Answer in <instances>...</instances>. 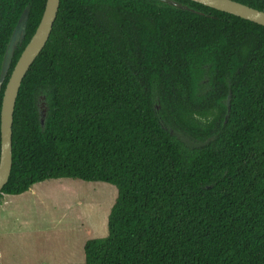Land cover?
<instances>
[{"label":"trees","instance_id":"obj_1","mask_svg":"<svg viewBox=\"0 0 264 264\" xmlns=\"http://www.w3.org/2000/svg\"><path fill=\"white\" fill-rule=\"evenodd\" d=\"M176 1L195 12L61 0L20 87L0 201L47 180L115 186L85 264H264V26ZM46 2L0 0V69L30 7L0 91V156L4 91Z\"/></svg>","mask_w":264,"mask_h":264},{"label":"rangeland","instance_id":"obj_2","mask_svg":"<svg viewBox=\"0 0 264 264\" xmlns=\"http://www.w3.org/2000/svg\"><path fill=\"white\" fill-rule=\"evenodd\" d=\"M117 195L110 184L59 179L40 182L22 195L4 196L0 264H85V242L108 235Z\"/></svg>","mask_w":264,"mask_h":264},{"label":"water","instance_id":"obj_3","mask_svg":"<svg viewBox=\"0 0 264 264\" xmlns=\"http://www.w3.org/2000/svg\"><path fill=\"white\" fill-rule=\"evenodd\" d=\"M180 10L195 12L182 2L176 0H157ZM206 7L216 9L244 20L264 26V11L252 8L234 0H190ZM61 0H47L45 11L35 34L22 52L15 65L4 91L1 108V156H0V193L9 181L13 168V123L15 104L22 82L31 66L46 46L54 23L57 19ZM30 7L22 13L11 39L8 43L0 69V91L8 76L15 51L26 37Z\"/></svg>","mask_w":264,"mask_h":264}]
</instances>
